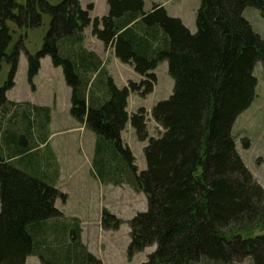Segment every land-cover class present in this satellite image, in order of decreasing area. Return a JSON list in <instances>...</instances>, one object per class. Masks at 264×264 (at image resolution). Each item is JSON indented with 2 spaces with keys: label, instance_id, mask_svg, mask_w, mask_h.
I'll return each mask as SVG.
<instances>
[{
  "label": "trees",
  "instance_id": "1",
  "mask_svg": "<svg viewBox=\"0 0 264 264\" xmlns=\"http://www.w3.org/2000/svg\"><path fill=\"white\" fill-rule=\"evenodd\" d=\"M107 13L90 17L80 0H0V264H101L86 250L75 219L55 208L57 169L48 144L50 109L6 99L24 51L27 80L41 59L61 68L70 89L69 115L94 134L91 170L102 183L128 185L146 197L145 212L129 221L127 255L155 250L141 264H264V190L236 150L233 127L255 97L257 62L264 68V39L243 17L264 11V0H199L195 32L168 16L163 6L144 10L143 0H106ZM47 29L38 51L24 49L19 30ZM112 49L140 77L116 86L106 63L84 46L85 32ZM167 63L172 93L150 111L163 129L149 138L145 111L128 114L132 93L145 97L154 70ZM143 148L145 169L121 134L127 124ZM41 144H45L43 148ZM247 145H244L246 149ZM112 224V225H111ZM104 229H118L102 213ZM261 230V234L251 233Z\"/></svg>",
  "mask_w": 264,
  "mask_h": 264
},
{
  "label": "rangeland",
  "instance_id": "2",
  "mask_svg": "<svg viewBox=\"0 0 264 264\" xmlns=\"http://www.w3.org/2000/svg\"><path fill=\"white\" fill-rule=\"evenodd\" d=\"M24 2L25 0H18ZM57 3L60 0H48ZM144 10L149 11L153 4L164 7L168 16L184 20L188 26L195 27L196 11L199 0H143ZM88 4L93 5L91 18H101L107 13L106 0H80L82 9ZM243 17L250 23L253 30L264 39V11L245 8ZM48 18L43 17V25L36 30H19L11 26L13 41L23 38L24 49L29 53L38 51L43 35L47 29ZM84 46L98 53L103 63L106 62L115 84L125 86L129 81L139 82L140 77L133 69L120 62H114L111 49L94 47L96 39L86 30ZM100 43V42H99ZM8 66L2 64L0 70V86L7 78ZM156 82L152 92L145 97L132 93L127 101L128 114L139 108L145 111V124L148 137L158 138L163 129L156 124L151 116L152 107L159 101L166 100L172 93L173 81L167 73V63L162 62L154 70ZM257 80L253 102L236 119L233 136L236 150L244 165L255 181L264 190V68L257 62L253 69ZM7 97L20 102L36 105H47L53 110L52 145L61 167L63 179L59 183L63 200L58 199L55 208L65 220L75 219L80 228L81 241L87 252L101 264H141L155 250V246L145 248L132 257L127 255L129 244V221L136 214L145 212L146 197L128 185L116 186L102 183L91 170L94 134L69 115L70 89L66 86L61 68L52 66L50 59L40 61V69L32 82L27 80V61L24 51L18 58L14 87L7 91ZM122 142L132 152L138 172L145 169L143 148L147 141H138L133 128L128 123L121 135ZM244 145H247L246 149ZM113 215L119 221L118 229L101 226L102 213ZM112 225V224H111ZM261 234V230L251 233ZM25 264H42L38 257H28ZM198 264V263H197ZM202 264V263H199ZM232 264H251L250 259Z\"/></svg>",
  "mask_w": 264,
  "mask_h": 264
},
{
  "label": "crops",
  "instance_id": "3",
  "mask_svg": "<svg viewBox=\"0 0 264 264\" xmlns=\"http://www.w3.org/2000/svg\"><path fill=\"white\" fill-rule=\"evenodd\" d=\"M180 19V18H179ZM182 22H183V24L186 26V28L191 32V33H194L195 32V27H192V26H188L187 24H185L184 23V20H182V19H180ZM85 37H86V33H85ZM85 41H86V38H85ZM86 47V46H85ZM94 47H96V48H104V46H103V44L100 42L99 43V41H97L96 40V43H95V45H94ZM86 49H88V50H90L89 48H87L86 47ZM107 50V49H106ZM90 51H92V50H90ZM92 52H94L97 56H99L98 55V53L97 52H95V51H92ZM111 52H112V49H111ZM100 57V56H99ZM101 58V57H100ZM102 59V58H101ZM115 61H118L115 57H114V62ZM119 62V61H118ZM104 63H106V62H104ZM107 64V63H106ZM121 64V63H120ZM128 66V65H127ZM106 67H107V70H108V72H109V74L112 76V74L110 73V69L108 68V65H106ZM130 67V66H129ZM137 75V74H136ZM138 76V75H137ZM112 78H113V76H112ZM113 80H114V78H113ZM115 82V81H114ZM7 93V92H6ZM5 97H6V99L7 100H9V101H12V102H16V103H28V104H31V105H33V106H36V107H40V108H49L50 109V124H49V128H48V132H49V135H48V137H47V144H48V146H49V148H50V150H51V152H52V154L54 155V159H55V165H56V169H57V178H56V182H55V187H56V189H58L60 192H61V190H60V185H59V183L62 181V179H63V168L61 167V164H60V161H59V158L57 157V155H56V153H55V151L53 150L54 148H53V145H52V137H53V130H52V128H53V119H54V117H53V110L50 108V106H47V105H36V104H33V103H30V102H20V101H14V100H12V99H10V98H8L7 97V94H5ZM73 119V118H72ZM74 120V119H73ZM122 135V134H121ZM44 145L45 144H41L40 145V147L41 148H43L44 147ZM57 203V201L55 202V204Z\"/></svg>",
  "mask_w": 264,
  "mask_h": 264
}]
</instances>
